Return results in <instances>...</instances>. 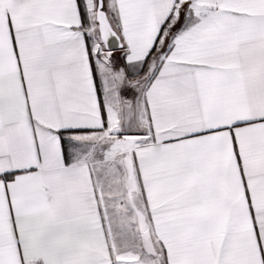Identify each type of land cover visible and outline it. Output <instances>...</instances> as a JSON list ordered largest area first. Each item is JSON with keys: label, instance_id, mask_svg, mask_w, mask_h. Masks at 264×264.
<instances>
[{"label": "snow or ice", "instance_id": "6c2138e0", "mask_svg": "<svg viewBox=\"0 0 264 264\" xmlns=\"http://www.w3.org/2000/svg\"><path fill=\"white\" fill-rule=\"evenodd\" d=\"M0 264H264V0H0Z\"/></svg>", "mask_w": 264, "mask_h": 264}]
</instances>
